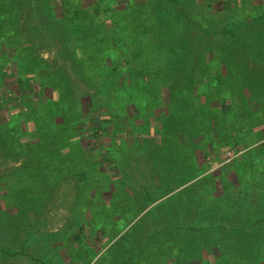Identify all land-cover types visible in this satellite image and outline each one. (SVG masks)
I'll list each match as a JSON object with an SVG mask.
<instances>
[{
    "label": "trees",
    "instance_id": "trees-1",
    "mask_svg": "<svg viewBox=\"0 0 264 264\" xmlns=\"http://www.w3.org/2000/svg\"><path fill=\"white\" fill-rule=\"evenodd\" d=\"M170 1L177 5L174 17L168 11ZM19 2L0 0V41L8 39L20 70L26 62L38 68L46 67L44 75L39 76L40 82L52 87L57 95L43 102L39 108L30 106L28 113L18 112L0 123V155L6 159L23 158L20 167L3 175L7 180L6 197L10 198V194L20 190L11 199L13 203L10 202L17 208L18 214L28 217V229L21 248L42 242L43 252L40 249L37 256L22 252L15 253V256L23 255L30 261L34 259L37 264L58 263L60 248L53 245L55 234L46 233L45 229L33 231V226L37 225L29 219L33 212L37 214L47 206V199L55 191V186L69 179L77 181L79 189L86 191L89 181L95 179L98 164L102 166L101 159L95 157L98 163L95 162L94 156H87L81 145L79 129L87 113L78 84H83L94 92L90 95V112L102 108L103 104L98 105V100H106L104 104L116 106L119 103L111 100V94H128L131 101H120L122 107L118 116L124 111L123 106L135 104L138 118L144 122L151 117V114L147 116V112L154 104L152 95L163 100L164 96L169 97L168 103L162 107L167 110L161 113L160 142L154 146L145 144L143 150L152 154L149 156H154L156 161L150 159L152 157L141 156L146 164L142 167L146 170L144 175L151 176L147 173L148 167L155 165L159 187H138L139 192L144 194L141 198L143 203L145 201V206L139 208V205L126 204L128 192L124 186L129 191L135 189H131L130 184L121 178V185L114 183L116 191L111 193L112 198L103 196V208L97 211L92 207L91 216L95 220L102 218L101 225L111 226L113 233H108L110 242L126 229L127 222L131 225L146 210L141 217L143 221L164 214L167 220L171 218L166 226L156 229L148 241L137 246L129 239L102 264H149L151 260L161 264L165 260L162 256H178L179 264L195 259L198 264L256 263L253 249L264 244V240L259 241L258 232L254 233L252 229L264 228V178L257 177L260 175L254 172L251 176L255 181H252L245 175L252 173L250 164L257 165L260 172L264 168L259 161L264 145L251 149L249 158L235 161L231 170L238 177L237 185L227 182L226 185L232 188L230 191L222 190V193L216 184L203 187L210 176L187 187L196 178V173L192 175L184 167L174 166L180 158L184 162L189 160L188 145L180 141L181 136L188 137L189 145L193 146L195 134L209 127L218 133L220 141L223 140L221 149H226L233 140L236 145L241 144L237 138L234 139L239 119L246 126H255L258 121L259 125L264 124V5L241 14L233 13L223 30L217 32L193 20V12H187L179 0H146L145 5L129 0L123 8L118 6L117 0H94L90 4H84L83 0L81 4L78 0H62L60 15L56 11L59 7L53 0H25L26 5ZM26 9L30 10V14L24 15L28 13L23 12ZM27 18L31 23L25 33L20 24ZM186 20L189 28L185 26ZM262 20L263 28L257 30L256 24ZM161 24L165 29L160 28ZM239 31L252 35L245 39ZM41 34L45 39H55L61 44L60 60L53 62L60 61L61 65L52 63L50 67L34 52L42 46L35 42ZM210 35H213L212 39ZM218 39H223V48L214 45ZM209 40L212 42L209 43ZM210 44L213 45L209 47ZM211 51L216 57L209 56ZM0 59H3L0 62L2 84L6 64L4 57L0 56ZM125 72L128 75L123 82H117ZM204 79L208 82L204 83ZM220 88L226 90L228 104L224 105L225 112L215 109L212 103L217 99ZM203 97L206 100L201 102ZM252 103L258 108H252ZM253 115H257V119H253L254 125L250 124L251 120L248 122ZM31 124L37 133L36 142L23 140L29 134L28 129L33 127ZM249 132L245 129V136ZM255 153L257 159L253 158ZM102 173V180L113 182L107 172ZM151 188L155 194L151 193ZM245 203H248L247 210ZM126 208L128 211L122 213ZM220 208H225L224 212L231 211L230 219L241 214L242 220L248 217L251 221L247 230H237L241 237L233 245L239 251L233 248L237 257L232 259L227 258L229 252H224L227 251L224 246L228 239L223 232L225 227L220 225ZM114 210H117L115 215ZM21 216L17 213L16 216L9 215L16 223L21 222ZM183 216L186 218L183 219ZM222 216L220 214V218ZM141 225L139 221L134 223L127 233L134 234ZM118 227L119 231L115 232ZM227 228L230 230V227ZM249 228L251 232H247ZM75 240L81 241L82 238L76 236ZM69 249L72 264H88L98 256L92 248ZM247 249L251 252H246ZM215 250L219 255L212 263L207 256Z\"/></svg>",
    "mask_w": 264,
    "mask_h": 264
},
{
    "label": "rangeland",
    "instance_id": "rangeland-1",
    "mask_svg": "<svg viewBox=\"0 0 264 264\" xmlns=\"http://www.w3.org/2000/svg\"><path fill=\"white\" fill-rule=\"evenodd\" d=\"M24 1L25 0H20L19 3L23 4ZM53 1L57 7H59L56 11L57 14L60 15L62 0ZM78 1L79 4L82 3V0ZM93 1L94 0H83V3L90 4ZM117 1L118 6H121V8L129 2V0ZM135 1L140 5L146 4V0ZM179 1L187 12H193V20L195 19L198 23L200 22L204 24L205 27H209L212 31L217 32L223 30V27L227 25L230 17L234 15L233 13L241 14L242 12L250 11L255 6L264 5V0ZM169 3L170 7L168 11L170 15L174 17L177 13V5L173 1H170ZM24 5L26 4L24 3ZM196 8L197 10L194 11ZM23 12H28L24 15L30 14L29 9H26V11L24 10ZM191 17L192 15L189 16V19ZM30 23L31 21L28 20V18L26 20H22V24L20 25H22L25 33L28 31ZM186 24L187 20L185 26H188L189 28V25ZM109 26L110 28H115L114 26ZM160 28L165 29L164 24H161ZM256 28L257 30L258 28H263V20L256 24ZM238 33L242 36L245 35V39H248L252 35L247 34L246 32L244 33L243 31H239ZM39 36L40 38H36L35 42L42 46H40V48H36L34 52L37 53L41 59L47 61L50 67H52L55 63L61 65L60 61L53 63L55 60H60L59 51L61 44L59 41L55 39H45L44 34ZM212 38L213 35H210V39ZM222 41L223 39L221 41L218 39L214 45L216 47L223 48L224 42ZM7 42L8 39L0 41V56L4 57V63L6 64L4 67V71L6 73L5 80L2 84H0V123L9 120L18 112H23V114L28 113L27 111H29L30 106L39 108L43 102L51 100L57 95L52 87L43 85V83L40 82L41 79H39V76L42 77V75H44L45 72L43 69L46 67L38 68L33 66L31 63L30 65H27L26 62L25 67L20 70L14 59V49L9 47ZM211 42L212 41L209 40V43ZM212 45L210 44L209 47ZM213 52L214 51H211L209 56H215ZM218 54L220 53L218 52ZM1 61H3V59H0V62ZM67 72L68 71L66 69V73ZM127 75L128 73H123L122 78H120L119 81L117 80V82L122 83ZM203 82L207 83L208 79H204ZM108 86L113 87L112 85ZM78 89L80 92V98H82L83 108L87 113L85 115V121L81 124V128L79 129V133H81L80 139H82L81 145L83 152L87 156H94L95 162L98 161L96 158L101 159L103 162L102 166L100 167L98 164L94 173L95 179L93 181H89L90 183L87 186L86 191H81L79 189V185L76 184L77 181L69 179L62 181L60 184L55 186V191L51 193L47 199V206L37 214L34 212L32 214L31 212L32 216L29 220H33V224L37 225L33 226V231L37 232V229H45L46 233L55 234L56 238L53 245L54 247L60 248V258L57 264L63 263V261H65L66 264H72L69 259L71 258L69 248H75L77 250L92 248L91 250L98 254V256L92 259L88 264H102L103 261L108 260V257H110L109 255L114 253L119 245L128 242L129 239H131V242H134L137 246H139L140 243H145L149 240L150 236L154 231H156V229L166 226L168 224V220L171 218L169 217L167 220V216L164 214L161 215V217H159L160 215L154 216L152 219L143 221L141 217L146 214V210L138 218H136L131 225L127 222L126 225L128 226L126 229L118 233L115 240L110 242L111 238L108 236V233H110V235L113 233L111 226H103L101 225L103 223L102 218L99 217L95 220L96 218L91 216L92 207L96 208L97 211H100L99 209L103 208L104 203L103 200H101L103 196L105 198H112L111 193L116 191L114 183L118 182L119 185H121V178L125 179L127 184H130L129 186L131 189H135L129 191L128 187L124 186L125 190L129 193H127L126 204L139 205V208H143L145 206V201L143 203L141 198L144 197V194L142 195V193L139 192L138 187H141V185L148 186L149 188L159 187V182L155 174V165H149L148 167L147 173L151 174V176L143 174L146 172V170L142 168L146 165L143 158L152 157L149 156L152 154L145 153L146 150H143L145 144L154 146L160 142V121L163 118L161 113H163L164 110H167L162 107L168 103L169 97L164 96L163 100V98L161 99L158 96L152 95L154 104L147 112V116L151 114V117L148 122H144L142 118H138V110L135 104L126 103L127 105L123 106L124 111L120 114V116H118V111L122 107L121 102L124 103L125 100L128 102L131 101L128 99V94L127 96H115V94H111V100L119 103L116 106L110 105V103L104 104L106 100L101 102L98 100L97 104L99 105V103H102V108L97 110V112H90V95L94 93L93 90L83 84H78ZM226 96V90L220 88V93L218 94L217 99H214L212 102L213 107L217 110L221 109L225 112V110H223L226 108L224 105L226 106L228 104ZM205 100L206 99L204 97L200 98L201 102ZM251 106L252 108H258L255 103H252ZM256 109L255 111H257ZM253 119H257V115L249 117L248 122L251 120L250 124L252 125L255 124ZM258 119H260V115ZM259 124L260 123L258 121L255 126H246L245 122L239 119L237 122L238 130L235 132L234 139L237 138L241 144L236 145L233 140V142L229 143L226 149H221L223 140L220 141L218 133H215V131H212L209 127L203 128L200 130L199 134H195L193 146L189 145L188 137L181 136L180 141L185 145H188L187 150L189 153L187 154V157H189V160L188 162H184V160L180 158L174 168H177L178 166L181 168L182 166L185 168L186 172H189V174L194 175L196 173V178L186 186H194V184L196 185L198 181H202L204 177L210 176V179L204 183L203 187L206 185L210 186L212 184H216L220 193H222V190L230 191L232 186L230 187L229 185H226L227 182L235 183L237 185L238 181V177L234 174V171L231 170V166H235L236 162H241L243 159L249 158V152L251 149L264 145V124ZM245 129L250 130L249 134L246 136ZM28 133V136L23 140L26 142H36L38 137L37 133L34 131V126L28 129ZM245 144H247V146H245ZM261 154L262 155L259 157V161L262 162L264 167V151ZM141 156H143V158ZM253 158H258L257 153H255ZM22 159L23 158H21V156L14 157L13 159H6L0 155V264H37L34 259H31V262L23 255L15 256V253L22 252L28 256H37L42 247V242L40 241V243L38 242L33 246L28 245L24 249L21 248L23 246L22 239H25L26 229H28L29 223L26 221L28 217H23L18 214L17 208L11 201V199L13 200L15 195L20 192V190L10 194V198L6 197V194L8 193L5 188L7 180L3 177V175L14 168L20 167ZM150 159L156 161L154 156ZM237 159L239 160L236 161ZM250 167H253L250 170L252 173H247L245 175L247 178L251 177L252 179L253 176L251 175H253L254 172L257 175H260L257 177L262 176L264 178V168H262L260 172L257 165L250 164ZM104 171L107 172V175L113 180V182L102 180V177L104 176L102 175V172ZM252 181L255 180L252 179ZM222 184L225 185V187H221ZM151 189V193L155 194V190L153 188ZM244 208L247 210L248 203H245ZM224 210L225 208H220L218 211L220 225L225 227L226 230L223 232L226 234L225 237L228 239L226 240V245L224 246L225 249L227 248V251L224 250V252H229L227 258L232 259L233 256L237 257L234 255L233 248H235L236 251H239L237 247H234L233 245V242H238L237 239H240L241 237V233H237V230H247L251 221L248 217H244L242 220L241 214L240 217L237 216L236 218L230 219L231 211L224 212ZM116 211H113L114 215ZM126 211H128V208L123 209L122 213ZM16 213L22 217L21 222L17 221L18 224L9 217V215L16 216ZM220 214L223 215L221 218ZM128 218H130V216ZM185 218L186 216H183V219ZM247 218L249 220H247ZM138 221L139 224H142L141 227L138 228L136 232L134 231V234H132L133 232L127 233L129 228ZM227 227H230V230ZM221 228L224 229L223 227ZM119 229V227L116 228L115 232L119 231ZM252 230L254 233L258 232L256 235L259 241L264 240L260 238H264V228L258 229V227H256ZM247 232H251V229L249 228ZM76 236H80L82 240H75ZM114 244L117 245L112 247ZM150 244H153L152 240H150ZM245 251L251 252L249 249ZM41 252H43L42 249ZM253 253L256 262L254 264H264V244H259L258 247H254ZM218 255V251L215 250L213 254L207 256V259L213 263ZM143 256H145V253ZM164 258L165 260L162 261L161 264H179L178 256H162V259ZM142 259L143 257H141V260ZM144 260L145 259H143V261ZM197 261L198 260L195 259L187 262L186 264H198ZM158 262L159 261L156 263L154 260H151L149 264H159Z\"/></svg>",
    "mask_w": 264,
    "mask_h": 264
}]
</instances>
